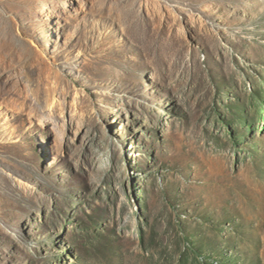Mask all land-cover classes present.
Returning <instances> with one entry per match:
<instances>
[{"label": "rangeland", "instance_id": "rangeland-1", "mask_svg": "<svg viewBox=\"0 0 264 264\" xmlns=\"http://www.w3.org/2000/svg\"><path fill=\"white\" fill-rule=\"evenodd\" d=\"M66 1L0 0V264H264V0Z\"/></svg>", "mask_w": 264, "mask_h": 264}, {"label": "bare ground", "instance_id": "bare-ground-1", "mask_svg": "<svg viewBox=\"0 0 264 264\" xmlns=\"http://www.w3.org/2000/svg\"><path fill=\"white\" fill-rule=\"evenodd\" d=\"M70 5H74V1L73 0H67L66 2H64V3H62L61 4V6L64 8V9H67L68 10V8H69V6ZM47 17H51L52 15H46ZM42 61H44V60H42ZM41 60H39V64H38V68H37V72H38V75H42V74H45L47 71H48V68H47V65L44 63V62H42ZM32 72V71H31ZM21 81V80H20ZM15 82H16V85L18 86L19 85V78H18V75H16L15 76ZM28 84V83H27ZM31 84V83H30ZM31 86V85H30ZM32 86H33V84H32ZM28 87V86H27ZM34 92H36V93H39L40 94V92L39 91H42V87H41V85L39 84H37V86L35 85L34 86V90H33ZM37 103V102H36ZM132 156H133V152H132Z\"/></svg>", "mask_w": 264, "mask_h": 264}]
</instances>
